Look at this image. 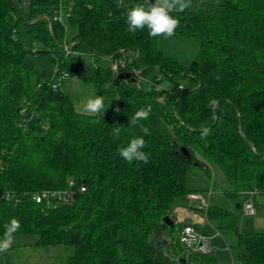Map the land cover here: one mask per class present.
<instances>
[{"label":"trees","instance_id":"1","mask_svg":"<svg viewBox=\"0 0 264 264\" xmlns=\"http://www.w3.org/2000/svg\"><path fill=\"white\" fill-rule=\"evenodd\" d=\"M134 2L0 0V234L16 217L14 236L71 246L66 264L188 263L193 255H185L170 213L188 193L205 192L188 185V171L209 170L208 162L230 181L223 192L230 205L210 203L211 224L194 225L207 234L235 231L240 264H264V231H239L237 215L241 193L264 199V0H201L175 13L174 34L200 39L199 67L165 54L146 28L129 31L125 14ZM64 21L75 30L69 39ZM21 29L44 47H26ZM31 51L50 56L57 69L37 67ZM121 57L128 65L118 76L98 64ZM66 70L104 95L103 117L79 111L63 80L53 86ZM145 106L149 161L129 163L117 149L144 135L130 115ZM53 189L71 197L33 198ZM198 256L199 264L215 261L212 253Z\"/></svg>","mask_w":264,"mask_h":264},{"label":"rangeland","instance_id":"2","mask_svg":"<svg viewBox=\"0 0 264 264\" xmlns=\"http://www.w3.org/2000/svg\"><path fill=\"white\" fill-rule=\"evenodd\" d=\"M201 0H195L191 2L190 7L194 8ZM185 9V10H187ZM67 28V38H71L75 34V30L64 21ZM18 39L23 44L32 48L33 50L43 48L44 45L34 38L25 30L21 29L16 33ZM159 48L167 55L176 57L179 61L186 63L190 66L199 67L198 53L200 50V39L197 37H186L173 35L169 38L158 37L157 40ZM73 44V43H72ZM69 45H65L67 47ZM83 58L92 63L94 62L93 56L85 52L82 54ZM29 57L33 63L40 68L55 71L57 69L56 63L50 56L43 52L29 53ZM98 64L107 67L112 64L110 58H102L98 61ZM133 71H138L137 69ZM138 71L137 74H139ZM165 83V82H164ZM111 87L115 88V83L111 84ZM61 89L66 92L74 105L79 111H83L82 100L89 95L93 89L97 90V87L91 83L78 78L75 75L64 78L62 81ZM111 103L115 104V96H111ZM85 113V112H84ZM206 163V162H205ZM209 170L206 168L195 166L191 167L188 171V185L191 188L211 191V203H216L220 206L230 205L228 198L224 195V191L231 187L230 181L225 176L223 170L217 164H210L207 162ZM250 193V191H248ZM247 196V195H246ZM244 193L239 195L240 201L244 202L246 197ZM256 202H264V199L255 194ZM182 205L174 208L170 213L173 220L177 223L175 226L176 234L179 233V240L182 243L181 231L179 228L184 223H194L204 226L210 225V221L207 218L205 211L198 209V205L194 204L193 208L190 206L188 200ZM238 215V228L241 232H255L264 231V205L258 206L257 212L254 215H246L243 208H239ZM182 229V228H181ZM222 234L218 235L215 239H212L213 250L212 253L215 256V261L210 264H240V254L243 248L238 245V240L235 231L222 229ZM165 235V234H161ZM159 235L160 238L163 236ZM35 236H14V240L10 248L4 251H0V264H66L67 256L73 253L71 246L58 244L49 246H37L35 245ZM183 245V244H182ZM185 246H183V249ZM187 257L192 254H186ZM200 262L198 254H194L190 261L186 264H199Z\"/></svg>","mask_w":264,"mask_h":264},{"label":"clouds","instance_id":"3","mask_svg":"<svg viewBox=\"0 0 264 264\" xmlns=\"http://www.w3.org/2000/svg\"><path fill=\"white\" fill-rule=\"evenodd\" d=\"M191 0H135L127 8L125 14V23L129 31L135 32L138 29H147L152 37H172L179 25V18L175 13L183 12L189 8ZM82 108L85 113L96 114L103 117L105 111V97L97 94V90L92 92L82 100ZM211 105L216 104V100L209 101ZM150 107L145 106L137 109L130 115V126H139L144 135H134L129 141L119 146L117 151L119 156L126 162L149 161V153L144 149L146 147L145 135L149 134V128L143 123L150 114ZM121 127L117 124L112 129V135L119 138ZM20 221L16 217L10 218L4 225V231L0 234V251L7 250L13 243L14 234L20 229Z\"/></svg>","mask_w":264,"mask_h":264},{"label":"built area","instance_id":"4","mask_svg":"<svg viewBox=\"0 0 264 264\" xmlns=\"http://www.w3.org/2000/svg\"><path fill=\"white\" fill-rule=\"evenodd\" d=\"M56 19L62 20V16H56ZM72 44V43H71ZM70 46H67L68 49ZM128 65V58L121 57L112 62L111 69L114 72L115 76H118L121 68H125ZM138 73V71H136ZM140 73V72H139ZM73 75V72L70 70L63 71L62 74L57 77V83H54L53 86L57 87L58 84L64 80L66 77ZM2 167V160H0V170ZM208 192V191H207ZM256 191H250L247 199L244 200L242 208L246 215H254L257 212V205L255 202ZM25 193L23 194V196ZM3 196L9 198L12 196L9 192ZM47 197H58L59 199L67 200L71 197V194L67 191H62L58 189L46 190L33 195V198L37 202H41L44 198ZM187 200L190 204H196L198 207L205 212L208 210L211 203V192L205 193L201 191H193L187 194ZM195 206V205H194ZM181 239L182 244L185 246L186 254H208L212 250L211 239L215 236L220 235L219 230H215L212 234L204 233L203 231L197 229V227L192 223H186L182 226L181 229Z\"/></svg>","mask_w":264,"mask_h":264},{"label":"crops","instance_id":"5","mask_svg":"<svg viewBox=\"0 0 264 264\" xmlns=\"http://www.w3.org/2000/svg\"><path fill=\"white\" fill-rule=\"evenodd\" d=\"M208 192H211V191H208ZM249 194H250L249 192H244V195H245V196L247 195V196L245 197V199H247V197L249 196ZM211 199H212V198H211ZM245 199H244V200H245ZM255 201H256V197H255ZM229 202H230V201H229ZM180 205H182V204H181V203L178 204L175 208H177V207L180 206ZM171 218H172V217H171ZM195 223H196V222H194V223H192V224H195ZM184 224H185V223H184ZM215 229H216V228H214V231H215ZM211 234H212V233H211ZM221 234H222V233H221ZM216 237H218V236H215V237L212 238V239H215ZM212 239H211V240H212ZM211 246H212V250H213L212 241H211Z\"/></svg>","mask_w":264,"mask_h":264},{"label":"water","instance_id":"6","mask_svg":"<svg viewBox=\"0 0 264 264\" xmlns=\"http://www.w3.org/2000/svg\"><path fill=\"white\" fill-rule=\"evenodd\" d=\"M184 152L187 153V150L185 148H183ZM165 219L168 221V222H172V220L169 218V216H166ZM184 260V259H182ZM184 264H186V262L184 261Z\"/></svg>","mask_w":264,"mask_h":264},{"label":"bare ground","instance_id":"7","mask_svg":"<svg viewBox=\"0 0 264 264\" xmlns=\"http://www.w3.org/2000/svg\"><path fill=\"white\" fill-rule=\"evenodd\" d=\"M69 46H70V45H69ZM140 80H142V78H140ZM185 224H186V223H185ZM183 225H184V224H183ZM215 230H218V229H215ZM219 231H220V230H219ZM214 232H215V231H214ZM214 232H213V233H214ZM220 234H221V231H220Z\"/></svg>","mask_w":264,"mask_h":264}]
</instances>
